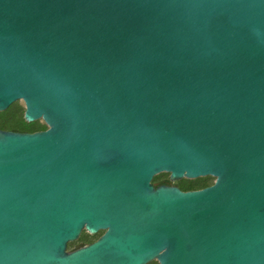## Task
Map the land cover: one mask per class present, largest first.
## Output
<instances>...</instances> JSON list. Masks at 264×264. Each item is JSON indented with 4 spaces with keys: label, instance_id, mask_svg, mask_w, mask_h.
I'll use <instances>...</instances> for the list:
<instances>
[{
    "label": "water",
    "instance_id": "95a60500",
    "mask_svg": "<svg viewBox=\"0 0 264 264\" xmlns=\"http://www.w3.org/2000/svg\"><path fill=\"white\" fill-rule=\"evenodd\" d=\"M19 101L48 129H0V264H264V0H0Z\"/></svg>",
    "mask_w": 264,
    "mask_h": 264
},
{
    "label": "trees",
    "instance_id": "16d2710c",
    "mask_svg": "<svg viewBox=\"0 0 264 264\" xmlns=\"http://www.w3.org/2000/svg\"><path fill=\"white\" fill-rule=\"evenodd\" d=\"M19 102H16L10 108H12L13 106H16L17 111H18L19 115L21 116L24 124H18V125H3L2 122H0V129L1 130L21 132V133H27V132L28 133H35V132L45 131V130L48 129L47 125L41 123L40 121H36L35 123L29 124L25 120V110L26 109ZM10 108L8 109V111L10 110ZM162 180H170L169 179V174L162 173V174L156 176L153 181L154 182H160ZM215 180L216 179L213 178V177H206L198 185H195V183H193L191 181H188V180H183L181 182H175V183H173V185L176 186V187H179L184 192L197 191V190H202V189H205L207 187H210V186L214 185ZM97 237H98V235L92 236V237L89 236V235H87L85 237V239H82L81 238V239H79L78 242L69 243L68 249H71L72 250L78 244L86 245V244H89L91 242H94L97 239ZM150 264H158V262L154 261V262H151Z\"/></svg>",
    "mask_w": 264,
    "mask_h": 264
},
{
    "label": "rangeland",
    "instance_id": "374dc122",
    "mask_svg": "<svg viewBox=\"0 0 264 264\" xmlns=\"http://www.w3.org/2000/svg\"><path fill=\"white\" fill-rule=\"evenodd\" d=\"M21 105H23L24 106V108H25V104H24V102L23 101H20L19 102ZM41 123H43V124H45L44 122H43V120H39ZM0 122H2V124L3 125H18V124H24L23 123V120H22V118H21V116L19 115V113H18V111H17V108H16V106H13L12 108H10V110L8 111V110H6V111H3V112H0ZM29 123V122H28ZM33 123H35V122H33ZM29 124H32V123H29ZM166 174H168V173H166ZM169 177H170V175H169ZM206 177H200V178H198V179H182V180H180V181H178V182H181V181H183V180H188V181H191V182H193V183H195V185H198V184H200L202 181H203V179H205ZM87 235H89V236H94V235H92V234H89V233H83L82 235H81V237H80V239L82 238V239H85V237L87 236ZM79 241V240H78ZM78 241H76V242H78ZM82 244H78L77 246H81ZM76 248V247H75ZM74 248V249H75ZM74 249H72V250H74ZM69 250H71V249H69Z\"/></svg>",
    "mask_w": 264,
    "mask_h": 264
},
{
    "label": "flooded vegetation",
    "instance_id": "af4514ba",
    "mask_svg": "<svg viewBox=\"0 0 264 264\" xmlns=\"http://www.w3.org/2000/svg\"><path fill=\"white\" fill-rule=\"evenodd\" d=\"M153 183H158L160 186H162V185H165V186H174L173 185V182H171L170 180H162V181H160V182H154L153 181ZM83 233H86V231H83L82 232V234ZM105 233V231H100L99 233H97V234H95L94 236H96V235H98V237H97V239L94 241V242H96L103 234ZM81 234V235H82ZM94 242H91V243H89V244H86V245H90V244H92V243H94ZM81 246H85V245H81ZM157 262V261H156ZM159 264V263H158Z\"/></svg>",
    "mask_w": 264,
    "mask_h": 264
}]
</instances>
